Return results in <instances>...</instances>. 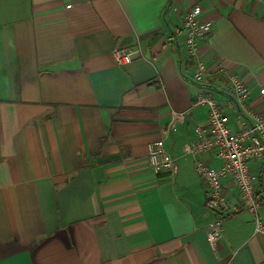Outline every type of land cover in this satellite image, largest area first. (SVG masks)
I'll return each mask as SVG.
<instances>
[{"label": "crops", "instance_id": "1", "mask_svg": "<svg viewBox=\"0 0 264 264\" xmlns=\"http://www.w3.org/2000/svg\"><path fill=\"white\" fill-rule=\"evenodd\" d=\"M197 7L214 25L203 84L183 29ZM116 48L141 55L120 66ZM230 73L251 90L248 110ZM263 88L264 0H0V264H264L250 212L225 218L212 251L216 214L186 152L208 132L199 94L238 131ZM155 142L172 170L150 167ZM251 168L264 222V164Z\"/></svg>", "mask_w": 264, "mask_h": 264}, {"label": "built area", "instance_id": "2", "mask_svg": "<svg viewBox=\"0 0 264 264\" xmlns=\"http://www.w3.org/2000/svg\"><path fill=\"white\" fill-rule=\"evenodd\" d=\"M71 8V6H67ZM201 8L190 10L183 21L186 53L196 60L194 80L204 82L211 73L205 62L199 58V45L213 32L214 25L205 20ZM141 55L140 49L122 50L116 48L112 56L120 66L133 62ZM234 103L248 110L251 90L237 74H228ZM262 104L254 115V122L248 127L233 131L229 118L223 113L219 101L205 92L196 97L195 105L208 109V132L197 127V140L186 147L194 157L195 170L206 193V207L216 214V219L207 226V242L217 254L224 236V220L227 217L250 212L254 216L256 234L264 236V222L260 217L261 200L257 190L260 175L251 168L253 162L264 164V88L260 95ZM174 123L183 116L175 114ZM209 155V157H207ZM149 165L155 173L170 171L175 159L166 151L163 142L148 147ZM264 178V169L262 172ZM230 183L228 188L227 183Z\"/></svg>", "mask_w": 264, "mask_h": 264}]
</instances>
